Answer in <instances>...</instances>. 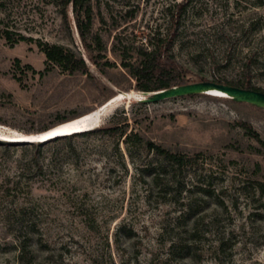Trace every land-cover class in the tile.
<instances>
[{
	"label": "rangeland",
	"instance_id": "obj_1",
	"mask_svg": "<svg viewBox=\"0 0 264 264\" xmlns=\"http://www.w3.org/2000/svg\"><path fill=\"white\" fill-rule=\"evenodd\" d=\"M180 1L90 0L87 42L99 34L117 63L107 76L72 1L68 27L55 0H0L1 141L99 111L86 127L124 126L186 156L176 167L144 144L99 133L0 144V264H18L25 237L37 264H264V151L242 126L264 138V108L207 93L141 105L143 91L112 51L164 31L167 6ZM184 2L174 53L191 68L188 80L248 77L264 89V0ZM5 29L29 39L9 41ZM39 40L81 52L91 75L41 74ZM119 92L130 95L101 109ZM183 239L193 248L182 257L170 245Z\"/></svg>",
	"mask_w": 264,
	"mask_h": 264
},
{
	"label": "trees",
	"instance_id": "obj_2",
	"mask_svg": "<svg viewBox=\"0 0 264 264\" xmlns=\"http://www.w3.org/2000/svg\"><path fill=\"white\" fill-rule=\"evenodd\" d=\"M55 1L60 7V12L62 14L64 23L69 27V0ZM71 4L76 16L77 26L79 27V30L86 41L85 43L87 49L91 53V60L96 64L101 72L109 76L110 72L107 67H116L117 63L111 61L107 57V46L104 44L102 37L99 34H94L92 36V42H87V32L93 25V14L90 0H72ZM185 10L186 2H184V0L169 4L167 6V11L169 12L167 26L165 27L164 31L156 30L153 32L145 44L126 43L118 46V43H114L112 51L120 59L119 65L123 69L122 75L128 81H135L136 89L140 91H155L158 89L191 82L187 78V75L191 73V68L180 62L174 53V46L179 36L181 19ZM3 32L9 41L18 42L20 40L29 39L27 36L23 34H16L9 29H5ZM16 35L18 36L15 37ZM38 43L46 55V67L44 70L40 71L41 74L48 72L54 67H59L62 71L69 74L82 73L91 75V70L86 58H84L81 52L75 48L66 44L49 43L41 40H39ZM27 67L32 68L31 65H28ZM110 79L112 80V78ZM202 80L208 79L205 76H202ZM213 81L264 91V89L254 86L251 82V79L248 77L238 81H231L226 78H214ZM194 95L197 94H192L189 96ZM139 104L144 106L148 105V103L141 101H139ZM81 115L83 114L73 116L72 118L61 117L60 122H67L68 120L78 118ZM242 126L247 134H249L251 137H254L260 143L261 150L259 151H264V138H262L249 123L243 122ZM50 127L52 126H47L40 131L46 130ZM127 131L128 130L126 127L116 124L107 128H93L80 133L59 136L51 140L59 138H71L73 135H90L97 133L109 136H125V142L128 143L132 141V143L144 144L148 150L162 155L163 158L173 166L181 167L185 163L186 156L181 152L165 148L152 140H145L138 131ZM18 143L20 142L0 140V144L15 145ZM262 185L264 186V182ZM30 241V237H25L20 240L17 246L18 264H37L35 261L34 250L30 246ZM192 246V242L183 239L180 241H173L170 245V250L172 252L177 251L179 255L183 257L185 255L188 256L191 254V249L193 248Z\"/></svg>",
	"mask_w": 264,
	"mask_h": 264
},
{
	"label": "water",
	"instance_id": "obj_3",
	"mask_svg": "<svg viewBox=\"0 0 264 264\" xmlns=\"http://www.w3.org/2000/svg\"><path fill=\"white\" fill-rule=\"evenodd\" d=\"M71 1L72 0H69V2ZM215 90L217 92H214ZM199 93H207L215 96H220L221 95L220 93H225L230 98L236 101L248 102L255 106L264 108V91L239 87L227 83H219L213 80H201V81L189 82L185 84L174 85L168 88L158 89L155 91H143V97L139 98V101L145 103H154L167 98L199 94ZM56 125L46 130L36 132L35 134L29 133L30 135L24 136L26 139H30L32 141L20 140V139H12V140L10 139V141L36 142L35 140H38L39 142H46L47 139H53L59 136L71 135L93 129L92 127L91 128L84 127L83 129L74 130L72 131V133L67 132V134L59 131L51 133V130H53L52 128L55 127Z\"/></svg>",
	"mask_w": 264,
	"mask_h": 264
},
{
	"label": "bare ground",
	"instance_id": "obj_4",
	"mask_svg": "<svg viewBox=\"0 0 264 264\" xmlns=\"http://www.w3.org/2000/svg\"><path fill=\"white\" fill-rule=\"evenodd\" d=\"M214 92H217L216 90L214 91ZM214 94V93H213ZM221 95H226L227 97H229L227 94H225V93H220ZM125 95H130V93H128V92H119L118 94H116V95H114L112 98H110L109 100H108V102H107V104H105L104 105V107H102L101 109H104L105 107H107L109 104H111L112 102H114V101H116V100H118V99H121L122 97H124ZM95 115L96 116H98V115H100V112L98 111V112H96V113H92V114H85V115H83V116H80V117H78V118H75V119H73V120H71V121H69L68 120V122H66L65 121V123H63V122H61V123H63V124H61V123H59V124H61V125H59V126H57L56 128H52L53 130H51V133L52 132H63V133H66L67 134V132H70V133H72V131H74V130H79V129H83L84 127H86L87 125H89V124H91V121H92V119L95 117ZM101 117V116H100ZM99 117V118H100ZM99 118H97V119H99ZM96 122H97V120H96ZM69 133V134H70ZM33 134H35V133H33ZM26 135H30V134H26ZM25 134L24 135H22V136H19V137H16V138H13V139H20V140H29V141H32V140H30V139H26L24 136H26ZM61 135H64V134H61ZM5 139H8V138H5ZM10 140V139H9ZM12 140V139H11ZM49 140H51V139H47L46 141H49ZM36 142H38V140H35Z\"/></svg>",
	"mask_w": 264,
	"mask_h": 264
}]
</instances>
